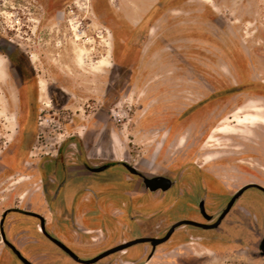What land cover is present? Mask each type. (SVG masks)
Instances as JSON below:
<instances>
[{
  "label": "rangeland",
  "instance_id": "374dc122",
  "mask_svg": "<svg viewBox=\"0 0 264 264\" xmlns=\"http://www.w3.org/2000/svg\"><path fill=\"white\" fill-rule=\"evenodd\" d=\"M207 1L0 0V221L5 210L38 211L89 259L129 237V215L146 200L126 167L95 174L85 163L176 180L181 206L175 194L140 212L145 224L208 222L203 197L213 223L241 187L264 186V0ZM105 186L119 193L108 198ZM121 191L134 192L128 207ZM36 221L9 214L4 223L25 257L81 264ZM107 229L111 240L89 238ZM263 238L264 192L248 188L217 228L183 225L151 259L133 247L93 264H264ZM0 264H23L1 233Z\"/></svg>",
  "mask_w": 264,
  "mask_h": 264
},
{
  "label": "flooded vegetation",
  "instance_id": "af4514ba",
  "mask_svg": "<svg viewBox=\"0 0 264 264\" xmlns=\"http://www.w3.org/2000/svg\"><path fill=\"white\" fill-rule=\"evenodd\" d=\"M207 2H210L207 1ZM8 61L10 63V65L12 66H15L19 69H21L22 67L20 66L19 64V58L18 57H15L13 56L12 54L8 55ZM22 71V70H21ZM22 76L25 77V74L24 72L22 71ZM25 81V80H24ZM26 85V87L29 86V83L28 81H25L24 83V86ZM40 90L42 91L43 88H42V83H40ZM56 158H55V165H57L58 163V156H59V151L56 153ZM114 166H119V167H125V163H119V164H116V163H109L108 164V167L103 170V171H107L109 170L111 167H114ZM84 168L87 169L88 171L92 172V173H95V174H98V173H101L103 171H100V172H95L92 170L93 166H90L88 165L87 163L84 164ZM134 176L136 177H139L140 179L137 180V181H133V182H130L129 186L130 187H139L141 188V190H139L137 193V196H141L142 199H145L146 201L139 204L138 207H133V210L136 211V213H131L129 215V219L131 220V225L133 226L134 229H129L128 230V235L129 237L128 238H121L120 241H117L115 242L114 244L106 247L103 249V251H101L100 253L110 249V248H113L117 245H120V244H123V243H127L129 241H132V240H135V239H138V238H142V237H150V238H163L167 235L168 231L170 230V228L172 227V225L174 224H171L169 226H163L162 224H155L154 222L151 223L149 222L148 224H145V223H138L139 221V218H138V215H140V212H143V211H147L149 209H153L154 210V213L156 211H160L162 209L163 206L166 205V203L168 202H165L166 199H171L175 196V194H178V198L176 199V201L174 202L173 206H178L180 207L181 206V198H182V192L177 190L176 188V185L172 186L171 188H169L168 190H162V189H159L155 192H152L149 188L146 187L145 183L143 182L142 178L137 175V174H133ZM65 185H66V180H61L57 186H55V189L52 191V194H51V197L53 198V201L54 200H57L63 189L65 188ZM105 194L107 196H109L108 198H111L113 196H115L116 194L119 193V190H116V189H113V186H105ZM87 189L89 191V193H91L92 195H95L97 193V191L95 189H91L90 186H87ZM49 189H48V186H43V194L46 195V194H49ZM122 195L124 194H128L129 198H128V202L127 203H123L124 206L128 207L129 205L132 204V200L134 198V192L132 191H121L120 192ZM154 195V196H153ZM154 197L153 200H155L153 202V205L152 204V200H151V197ZM109 208L108 206L106 207V209ZM9 214H23L25 216H33L35 217V219L37 220L36 221V227L38 228L39 232L46 238L48 239L49 241H51L53 244H55L48 236L47 234L45 233V231L49 234H51L52 236H54L52 233H50L48 230H47V227H46V219L45 217L42 215V213L38 212V211H35V210H25L24 208H16L15 210H12L10 209L9 211L5 210L3 215H2V218H1V221H0V233H1V238H2V241L4 242V244L6 246H8L4 239H3V236H2V231L5 232L6 234V238L9 240L8 236H7V233H6V229L4 227V223L6 221V218ZM71 219L73 220L74 219V211L72 210L71 212V215H70ZM41 218H44V227H45V230L42 229V220ZM185 219H191V218H185ZM182 220V219H180ZM178 220V221H180ZM213 220V219H212ZM211 220V221H212ZM2 221H3V224H2ZM211 221H208V222H211ZM177 222V221H176ZM175 222V223H176ZM181 227V226H180ZM159 230H157V229ZM179 229V227L177 229H175V231L172 233L170 239L177 233V230ZM113 236H115V231L113 230H106V231H102L101 233L99 234H95V235H90L89 238L93 241H96V240H100V241H105V240H111L113 238ZM55 237V236H54ZM169 239V240H170ZM167 240V241H169ZM62 241V240H61ZM166 241V242H167ZM11 242V241H10ZM63 242V241H62ZM166 242L162 243V244H159L157 245L156 247H154L153 245V242H144V243H138V244H135V245H132L130 246L129 248L127 249H130V248H133V247H136V250H144L145 252H148L147 253V258L148 259H151L153 256H154V253L158 250V248L165 244ZM12 243V242H11ZM64 243V242H63ZM13 244V243H12ZM56 245V244H55ZM57 247H59L58 245H56ZM9 247V246H8ZM11 249V247H9ZM60 248V247H59ZM61 249V248H60ZM12 250V249H11ZM13 251V250H12ZM65 252V251H64ZM22 253V252H21ZM99 253V254H100ZM115 253L111 254V255H114ZM16 255V254H15ZM109 255V256H111ZM17 256V255H16ZM96 256V255H95ZM108 257V256H107ZM27 258V257H26ZM105 259V258H103ZM103 259L99 260V261H102ZM21 261V260H20ZM98 261V262H99ZM22 262V261H21ZM23 263V262H22ZM97 263V262H96ZM24 264V263H23ZM107 264V263H106Z\"/></svg>",
  "mask_w": 264,
  "mask_h": 264
},
{
  "label": "water",
  "instance_id": "95a60500",
  "mask_svg": "<svg viewBox=\"0 0 264 264\" xmlns=\"http://www.w3.org/2000/svg\"><path fill=\"white\" fill-rule=\"evenodd\" d=\"M108 167V164L99 166V167H93L92 170L95 172H100L105 170ZM125 167L128 169V171L132 174H137L139 175L143 182L145 183L146 187L149 188L152 192H155L159 189L162 190H168L169 188H171L172 186L175 185L176 180L168 177V176H164V175H155V176H148L140 171H138L134 166L129 165L127 163H125ZM248 188H257L260 189L264 192V186L257 184V183H249L243 187H241L231 198V200L229 201L227 207L223 210V212L220 214V216L217 218V220L213 223L210 222H199L193 219H182L180 221H177L176 223H174L172 225V227L170 228V230L168 231L167 235L163 238H150V237H142V238H138L132 241H129L127 243H123L120 245H117L113 248H110L98 255H96L93 258H89V259H84L81 258L77 253H75L69 246H67L65 243H63L60 239L52 236L51 234L47 233L45 231V233L47 234V236L56 244L58 245L63 251H65L70 257H72L75 261L81 263V264H93L98 262L99 260L113 254L119 251H123L126 250L127 248H129L132 245L138 244V243H144V242H153L154 247H156L159 244H162L164 242H166L167 240L170 239L172 233L175 231V229H177L180 226L183 225H191V226H195V227H199L202 229H214L220 226V224L222 223V221L224 220V218L227 216V214L230 212L231 208L233 207L234 203L237 201L238 198H240L242 196V194L245 192V190H247ZM199 209L201 214L203 215V217L207 220V221H211L213 219V215L209 214L206 210V197H203L200 201H199ZM42 220V229L45 230L44 227V218H41ZM3 224V221H2ZM2 236L3 239L5 241V243L11 247V249L13 250V252L17 255V257L24 263V264H34L32 261H30L28 258H26L21 251L14 245L12 244L10 241H8V239L6 238V234L4 231H2ZM260 250H261V254L264 255V238L261 240L260 242V246H259Z\"/></svg>",
  "mask_w": 264,
  "mask_h": 264
},
{
  "label": "bare ground",
  "instance_id": "6f19581e",
  "mask_svg": "<svg viewBox=\"0 0 264 264\" xmlns=\"http://www.w3.org/2000/svg\"><path fill=\"white\" fill-rule=\"evenodd\" d=\"M79 60H82V54L78 55ZM4 75V65H3V58L0 56V77H3ZM42 88H43V84H42ZM255 104V103H254ZM258 109V108H257ZM261 110V109H260ZM257 111V110H256ZM229 131V130H228Z\"/></svg>",
  "mask_w": 264,
  "mask_h": 264
},
{
  "label": "crops",
  "instance_id": "0c3cea01",
  "mask_svg": "<svg viewBox=\"0 0 264 264\" xmlns=\"http://www.w3.org/2000/svg\"><path fill=\"white\" fill-rule=\"evenodd\" d=\"M25 231H26V230H25ZM26 232H28V233H29L30 231H29V230H27Z\"/></svg>",
  "mask_w": 264,
  "mask_h": 264
}]
</instances>
